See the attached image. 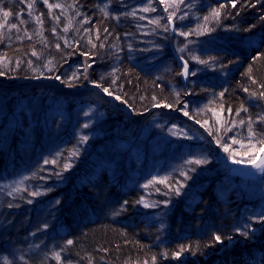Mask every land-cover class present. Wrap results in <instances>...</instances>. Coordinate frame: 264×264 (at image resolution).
Listing matches in <instances>:
<instances>
[{
    "label": "trees",
    "instance_id": "16d2710c",
    "mask_svg": "<svg viewBox=\"0 0 264 264\" xmlns=\"http://www.w3.org/2000/svg\"><path fill=\"white\" fill-rule=\"evenodd\" d=\"M221 4L219 23L206 22ZM262 17L264 0H238L235 8L228 0H0V84L54 80L63 89L0 88V184L23 185L14 195L0 185V264H264V224L254 222L264 215V174L234 175L202 142L171 146L163 167L146 160L130 178L138 162L117 161L114 145L131 142L139 126L93 94L66 92L92 87L119 96L136 122L155 109L175 112L158 115L190 135L182 118L199 120L221 157L249 163L264 148L256 143L264 136ZM174 54L196 72L187 83ZM185 104L192 119L180 110ZM195 159L208 162L188 163ZM246 223L256 229L248 239L235 231ZM214 234L223 243H213ZM182 246L189 250L174 258Z\"/></svg>",
    "mask_w": 264,
    "mask_h": 264
},
{
    "label": "rangeland",
    "instance_id": "374dc122",
    "mask_svg": "<svg viewBox=\"0 0 264 264\" xmlns=\"http://www.w3.org/2000/svg\"><path fill=\"white\" fill-rule=\"evenodd\" d=\"M172 32H173V29H172ZM174 57L178 59L177 58L178 56L175 54H174ZM183 80L185 83H187L189 81V78L185 80L183 77ZM44 81H54V80H44ZM69 91H72V90H69ZM161 114L164 115L166 118H172L173 114H174V117H177V114L175 115V112L165 113V114L161 113ZM144 118H147V119L143 122L133 124L139 127L137 131L135 132L136 136L132 139L131 142L116 143L114 145V149L117 151V154H116V157L118 159L117 161H124L126 159V162H129L131 160L138 162L137 167H134L133 169L129 170L128 177L130 178H132L136 174V172L140 169L142 162H145L146 160H148L149 163H155L157 161L156 165H158V167L160 168L163 167L166 162L164 153L171 146L177 147L178 145H182L184 147V146H190L192 144H198V143L204 142V140L202 139L200 135L196 133H193L190 135V133L185 128H182L180 126H175V124H171L170 122L162 120L158 114H151L150 116L147 115ZM127 119L129 120L130 124H131V121L135 120L134 118L132 120L129 118ZM182 119H185V118H182ZM185 120H188V119H185ZM181 153L183 156L181 157L180 161L186 160L188 158V154H184V152H181ZM117 161L113 165H111L112 170L118 169L119 165ZM263 174L264 173L260 172V173H257L256 175L257 177H259V176H262ZM121 175L122 174H119L117 172L118 178L121 177ZM244 180H247V179H244ZM258 180L260 179L258 178ZM0 185H2L3 192L5 195L17 194L19 190L16 191L14 189L20 188L23 186L19 184L16 185L15 181H10L8 183H3ZM249 190L250 192L254 193V195H258V196H260L263 192L262 189L258 186L250 187Z\"/></svg>",
    "mask_w": 264,
    "mask_h": 264
},
{
    "label": "snow or ice",
    "instance_id": "6c2138e0",
    "mask_svg": "<svg viewBox=\"0 0 264 264\" xmlns=\"http://www.w3.org/2000/svg\"><path fill=\"white\" fill-rule=\"evenodd\" d=\"M45 2H46V0H45ZM160 2L163 3L164 0H160ZM181 2H183V0H181ZM228 2L230 3L231 7L235 8V7H236V4H237V2H238V0H228ZM252 6L255 7V4H253ZM29 7H31V5H29ZM48 7H49V8H52L53 5L49 4ZM55 7L60 8L61 5L56 4ZM224 7H225V5H224V4H221L218 8H213V9L209 12V15H208V16H205L203 19H204L206 22H208V21H215L216 23H219V17H220V15H221L220 9H222V8H224ZM149 10H151V11H155L154 8H150V7H144V8H141V9H140V11H143V12H148ZM102 11H104V14H105L106 16L109 14V13H108L106 10H104V9H102ZM135 14H136L135 11H133V12L127 13L126 15L135 16ZM3 15H4V17H7V16L9 15V13H8L7 11H4V12H3ZM174 15H175L174 12L171 13V14L169 15L168 19L171 20L172 17H173ZM115 18H116L117 20L119 19L118 16L115 17ZM180 18L183 19V17H180ZM57 19H59V17H57ZM139 19L143 20V19H145V17L141 16V17H139ZM262 19H264V17H262ZM22 22H23V21H22ZM85 22H87V21H85ZM150 23H156V24H159V21H158V20H156V21H150ZM0 27H3V25L0 24ZM11 27H12V28H15V27H17V26H16L15 24H13V25H11ZM163 30H164V31H168V30H169V29H168V26L165 25L164 28H163ZM247 30L250 31L251 29H247ZM64 31H68V29L65 28ZM106 31H107V30H106ZM173 31H177V30L173 27ZM192 34H193L192 32H183V31L179 32V35H181V36H185V37L191 36ZM66 43H67V41H66ZM93 46H95V45H93ZM59 47H60V46L57 45V48H59ZM180 51H184V49H180ZM35 54H36V53L34 52L33 55H35ZM182 59H183V58H182ZM194 59H196V61H197L198 63H201V64H206V65H207V64H210V63H211L210 61L201 60V59H199L198 57H194ZM89 67H90V65H89ZM86 71H87V69L85 68V72H86ZM249 72H251V67L249 68ZM178 75L183 76L184 79L187 80L190 76H195V75H196V72L190 70V68H189V63H188L187 60H185V61H184V64H183V70H182L180 73H178ZM74 76H75V74H74ZM55 79H60V77L57 76V77H55ZM113 83H115V80H113ZM96 87H101V85H100L99 83H97V84H96ZM261 87H264V85H262ZM102 91L105 92V93H109V90H108V88H106V87H105V88H102ZM245 91H248V89H245ZM109 94H110V93H109ZM184 94H185V95H190L191 93L185 92ZM251 95L255 96L256 93L253 92V93H251ZM176 96H177V101L180 102V101H179L180 93H176ZM220 96H223V93H220ZM260 96H261V97H264V92L260 93ZM115 99L119 100L120 97H119V96H116ZM153 99L155 100V97H153ZM164 106H165V107H168V108H172V107H173V105H169V104H166V105H164ZM154 107H160V104H155ZM241 108H242L243 111H247V109H244L243 106H241ZM180 110L183 112V115H184V116L189 117V119H192V118H193V116L189 114V111H188V105H187V104H185L184 107H183V109H180ZM229 113H231V109H229ZM239 114H240L239 111H237L236 115L239 116ZM260 120H261V121H264V116H261V117H260ZM196 123H200V121L197 120ZM204 123H207V121H205ZM239 123H240L241 125H243V124L245 123V121H244V120H240ZM252 123H253V122H252L251 118H249V120H248V128H247V131H248V137H249V140H248L249 144H252V143H253V141H252L251 138L256 136V133L253 131V128H252ZM232 124L235 125V121H233ZM85 127H88V125L86 124ZM228 131H231V127H228V128L225 129V132H228ZM210 134H211V133H210ZM82 140H83V141H86V140H87V137H82ZM217 142L220 143L219 140H218ZM232 143H241V141H239V140H237V139H235V138L233 137V138H232ZM256 143H262V144H264V136H262L259 140H257ZM220 146L223 148V150H224L225 152H229V147H230V146H229L228 144L223 143V144H221ZM253 146H254V145H253ZM247 154H248V153L245 152V155H247ZM235 155H236V150H233V151L230 153V156H235ZM255 159H256V157H253L252 160L249 161V163H250V164H253V166L257 167L258 170H259L260 172L264 173V161H262L259 165H255ZM48 162H49V161H45V163H48ZM207 162H208L207 160H201V159H195V160H189V161H188V163L196 164V165L205 164V163H207ZM52 163H55V161H52ZM233 163H237V164H239V163H242V161H241V160H235V159H233ZM65 167H67V165H66ZM191 170L194 171L195 169H191ZM182 175H185L186 179L190 178V177L187 176L186 173H182ZM160 182H161V183H164L165 181H164V180H161ZM21 183H22V181H21ZM150 183H151V182H150ZM144 187H148V185L146 184V185H144ZM14 190L18 191L19 188H16V189H14ZM175 191H176L177 194H179V191H180V190H179V188H177ZM31 195H37V193H31ZM30 202H31V201H29V203H30ZM138 202H139V201H138ZM144 206H145V207H148L149 205H148V204H145ZM249 219H252V217H249ZM254 222H255V223L264 224V215H261V216H259L258 218H256ZM235 231H236V233H237L239 236L244 237L245 239H248V238H249V232H255L256 229H254V228L252 227L251 224H247V223H246V224H244V225L242 226V228H237V229H235ZM226 239L231 243V242H233L234 237H233V236H228ZM216 242L223 243V239H222L221 235H219V234H214V236H213V243H216ZM67 244H68V245H71V244H73V241H72V240H68V241H67ZM186 250H189V249H187L186 247L182 246V247L179 249V251L173 253V257L176 258V259H179V258L181 257V255H182ZM164 256H165V258H167V253H164ZM55 258L59 261V260L61 259V257H60V253H55ZM154 259H155V258H154Z\"/></svg>",
    "mask_w": 264,
    "mask_h": 264
},
{
    "label": "water",
    "instance_id": "95a60500",
    "mask_svg": "<svg viewBox=\"0 0 264 264\" xmlns=\"http://www.w3.org/2000/svg\"><path fill=\"white\" fill-rule=\"evenodd\" d=\"M171 26H172V29H173V27L175 28V26L173 24H171ZM177 58L184 64V61L179 56ZM32 87H53L55 89L63 91L59 82H57V81L20 82V83H17L16 85H13L11 87H6V86H3L0 84L1 89H23V88L25 89V88H32ZM66 92L71 93L73 95L93 94L95 96V98H97L100 102L111 106L116 113L122 114L123 116H125L131 120L133 119V116L129 110L121 109L118 106L117 101L113 97L107 96L106 94L102 93L99 89L89 87V88H83L81 90L66 91ZM160 113H162L161 110L155 109L151 113H149L148 116H150L151 114H160ZM175 115H176V113H175ZM177 117H179L178 114H177ZM173 118H176V117H174V114H173ZM146 119L147 118H142L138 122H136L135 120H133L132 122H133V124H137V123L145 121ZM182 120L191 129H193V131H195L198 135H200L202 137L204 142H206L208 144L209 148L211 149V152H212L216 162L218 164L224 166L225 170L232 172V173H234L240 177L247 178V179H252V178L257 177L256 174L258 172H260L257 167L253 166V164H250V163H239V164L233 163V162L229 161L228 159L221 157L219 155V153L217 152V150L213 144V141L210 139V137L205 133V131L199 125H197L193 121H188L185 119H182ZM262 161H264V148L260 151L259 155L255 159V165H259Z\"/></svg>",
    "mask_w": 264,
    "mask_h": 264
},
{
    "label": "bare ground",
    "instance_id": "6f19581e",
    "mask_svg": "<svg viewBox=\"0 0 264 264\" xmlns=\"http://www.w3.org/2000/svg\"><path fill=\"white\" fill-rule=\"evenodd\" d=\"M258 173H260V172H258Z\"/></svg>",
    "mask_w": 264,
    "mask_h": 264
}]
</instances>
